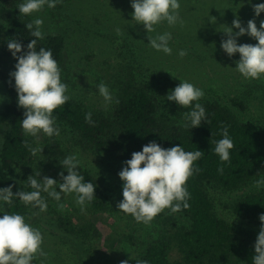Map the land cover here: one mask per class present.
Wrapping results in <instances>:
<instances>
[{
  "label": "trees",
  "instance_id": "obj_1",
  "mask_svg": "<svg viewBox=\"0 0 264 264\" xmlns=\"http://www.w3.org/2000/svg\"><path fill=\"white\" fill-rule=\"evenodd\" d=\"M22 2L23 0H0V38L4 50L9 54L11 53L5 44L10 39H18L25 49L31 39H35L25 27L32 21V17L20 15L17 8ZM240 2L180 0V16L190 8V16L182 20L190 25V36H195L194 45H190V50L194 53H205L207 50L202 48L203 44L209 43L212 44L211 47H215L214 44L219 42L216 38H208L211 34L208 30L204 32L205 27L209 26L206 24L214 26L215 23L219 24L226 19L223 27H219V33L216 32L218 37L225 38L221 31L225 26H232V21L237 18L233 13L236 14V6ZM260 16L264 17V12ZM238 17L242 23L245 22L239 15ZM214 18L215 23H212ZM117 21L123 22L122 16L117 17ZM260 21L255 20L256 23ZM189 25L185 29H189ZM259 26L257 25L258 28ZM45 34L44 40L37 41L36 50L41 47L50 49L62 70L66 57V39L61 34ZM240 39L241 37L238 41ZM196 57L199 62L205 59V56ZM133 62L134 65H130L125 76L118 79L115 98L119 103H114L110 111L90 108L71 97L68 103L54 111L56 124L60 134L70 131L75 142L84 149L105 153L111 159L121 162L130 159L133 152L141 151L142 147L151 141H156L165 149L182 145L186 151H203L204 156L194 165L199 171L187 181L190 193L189 207L181 208V211L176 213L165 209L157 215L161 226L156 235H148L144 239L134 234L122 235L123 237L116 241L113 254L108 255L105 261H95L96 256L92 250L101 230L90 216L83 215V211L92 214L109 211V196L102 190L93 173L81 165L78 171L85 181L97 185V199L83 211L76 203L75 194L62 195L61 201L57 202L46 193L42 194L48 203L44 212L39 208L26 207L18 199L14 200L12 205L4 204L1 210L9 214L19 213L27 222L41 214L51 217L58 233H49L47 237L43 236V239L46 246L51 244L60 247L66 260L71 261L72 257L70 264H122L124 261H127V264H252V257L255 255L254 244L262 223L259 216L264 214V186L248 191L232 202L234 216L251 225L247 230L219 217L214 209V200L217 190H237L264 177V128L257 122L240 117L241 113L248 111L254 99V91L244 90L240 94L235 92L230 97V107L236 106L241 113H235L229 105L217 99H201L199 103L206 110L207 122L189 130L184 127L183 118V113L188 109H183L174 101L166 99L168 93L180 82L159 73L158 76L152 77L158 79L156 84L148 75H142V69L149 68L142 59L136 58ZM221 62L226 64L222 60ZM193 73L194 77L190 75V78L196 79L198 69L194 68ZM62 77L63 72L61 79ZM234 86L235 83H232L231 88ZM89 112L92 113L93 123L85 119L86 113ZM23 119L24 111L18 107L15 89L10 85L7 101L0 109V188L14 185V193L18 190L31 191L26 180L28 176L35 174L31 166L37 154L33 155L31 149L38 148L37 137L24 133L20 124ZM225 128L228 129L234 144L230 162H221L214 152L215 144L223 138ZM46 139L52 140L51 146L56 153L54 176L51 178L62 182L59 173H68L60 162L68 155L60 146L59 136ZM40 172L42 174L39 179L49 176V172ZM125 243L130 245L128 251L124 247ZM53 250H56L55 247ZM68 251L70 257L67 255ZM82 253L91 261L79 262L78 255L81 256ZM174 253L178 255L177 258L172 257ZM32 264H38L37 260L34 259Z\"/></svg>",
  "mask_w": 264,
  "mask_h": 264
},
{
  "label": "clouds",
  "instance_id": "obj_2",
  "mask_svg": "<svg viewBox=\"0 0 264 264\" xmlns=\"http://www.w3.org/2000/svg\"><path fill=\"white\" fill-rule=\"evenodd\" d=\"M248 2L251 4V0ZM58 3L60 0H23L17 8L20 15L31 17L45 7L55 8ZM131 7L134 9L131 13L132 20L143 25L147 34L156 32V27L165 22L170 27L178 22L183 23L180 19V0H131ZM252 7L256 17L264 12V3ZM212 23H215V18ZM43 24V19L37 16L25 25L30 35L35 38L31 39L26 49L18 39H10L7 48L17 61L14 65L15 70L10 72L9 76L14 80L17 105L24 109L21 127L26 135L38 137L43 134L51 138L60 135L53 113L68 103L71 97L68 95V85L61 79L62 70L52 51L44 47L36 50L37 41L45 39ZM120 31L118 28L117 33ZM221 32L227 36V39L220 43L222 51L229 58L239 54L234 69L246 80L264 78V20L260 22L259 28L255 19L249 20L245 27L237 16L232 21V26H225ZM244 35L258 43L255 45L238 43V39ZM148 40L152 49L167 55L172 54L171 32L157 34L154 38L148 35ZM178 54L184 57L187 52L180 50ZM179 81L166 99L174 101L183 109H188L183 113L186 129L198 128L202 122H207L206 110L199 103L204 97V91L191 82L181 79ZM96 87L99 96L103 98L105 109L113 103H119L106 84L100 83ZM2 100L3 97L0 96V101ZM85 119L93 123L92 113H86ZM222 135L223 138L215 144L214 152L221 162H230L234 144L227 128L223 130ZM42 150L43 148H32L31 152L36 155L42 153ZM203 156L204 152L198 149L186 151L182 145L165 149L156 141L149 142L141 151L133 152L118 173L122 181L123 199L116 207L124 214L131 215L138 223L144 224H149L165 209H169L171 213L179 212L181 208L187 209L190 199L187 181L199 171L194 165ZM80 164L81 161L75 154L65 157L60 165L68 174L59 173L62 182L48 176L39 179V171L28 176L26 180L31 191L18 190L14 193V185L0 188V209L4 204L12 205L13 201L18 199L26 207L39 208L44 212L48 208V203L42 194L46 193L57 202L61 201L62 195L75 194L76 203L83 211L88 204L97 199L95 196L97 185L85 181L84 176L78 171ZM262 185L264 177L256 181L257 187ZM0 213H3L0 216V264H32L37 254L42 253L41 231L28 223L19 213L9 214L2 210ZM259 220L262 223L254 244L255 255L252 257V264H264V214L259 216ZM122 264H127V261Z\"/></svg>",
  "mask_w": 264,
  "mask_h": 264
},
{
  "label": "rangeland",
  "instance_id": "obj_3",
  "mask_svg": "<svg viewBox=\"0 0 264 264\" xmlns=\"http://www.w3.org/2000/svg\"><path fill=\"white\" fill-rule=\"evenodd\" d=\"M240 1V4L236 6V14L233 13V15H239L243 21L245 20L242 23L243 26H247V20H264V17L261 16L252 18L255 16L252 5L263 3L264 0H251V4L248 0ZM133 11L129 0H62V2L60 0L55 8L45 7L40 13H34L31 16L32 20L37 16L43 19V31L45 33L61 34L66 39L67 49L62 69V81L68 85L70 97L82 101L90 108L104 112L110 111L114 103L105 109L103 98L99 96L96 86L100 83L106 84L115 97L118 79H122L130 65H134L133 60L139 58L149 67L147 70L142 69V75H148V78L154 83L157 84L158 79L152 77L158 76L159 73L178 82H180L179 79L186 80L204 91L202 99H217L229 107L231 103L228 101L233 93L240 94L244 90H253L254 99L249 105L248 111L241 113L236 106L230 108L235 113H241L242 119H250L264 128V78L259 80L243 78L234 69L236 61L239 60V54L229 58L220 48L221 41L227 39V36L223 33L222 35L226 37L220 38L216 32L219 33V27L227 22L226 19L220 21L219 24L215 23L214 26L206 24L209 26L205 27L204 32L208 30L212 35L208 38L219 40L214 44L215 47H211L212 44L209 43L203 44L202 48L206 49L207 52L194 53L190 50V45H194L195 36H190L188 23L181 24L178 22L175 26L170 27L165 22L156 27V32L147 34L143 25L136 24L132 20L131 13ZM120 16H122L123 22L117 21V17ZM187 16H190V8L184 15L180 16L181 21ZM260 22L256 24L259 26ZM188 25L189 29H185ZM182 26H185L184 29L179 30ZM118 28L121 30L119 33H117ZM164 32H171L172 34L171 55L158 52L148 44V35L154 38L157 34ZM238 43L255 45L258 41L244 35ZM4 49L0 38V96L3 97V100L0 101V109L7 101L9 86L14 87V80L10 79L9 73L15 70L14 65L17 63L12 55ZM180 50L186 51L187 55L180 57L178 54ZM196 56H205L206 60L203 59V62H199ZM208 58L209 60H207ZM221 60L226 64H223ZM194 68L198 69V73L195 74L196 79H192ZM200 68L203 70H199ZM170 73L177 78H174ZM137 75L142 76L140 73ZM232 83H235L234 88H231ZM15 94L17 95L16 91ZM22 110L24 111V109ZM46 138L49 137L43 134L36 138L38 148H43V150L42 153H37L31 169L32 172H39L40 170L49 172L48 177H53L56 153L51 146L52 140ZM59 139L61 140L60 146L65 150V153L68 156L77 155L81 161L80 165L93 173L102 190L109 196L108 201L111 207L109 211L97 214L83 211V215L90 216V219L97 223L101 230V235L96 238L92 250L96 256L95 261L97 259L105 261L108 255H112L117 245L116 241L118 238H122V235L134 234L144 239L148 235H156L159 232L161 223L158 216L149 224L138 223L131 215L124 214L116 207L118 202L123 199L122 181L118 173L122 170L124 162L111 159L105 153L84 149L75 142L74 135L70 131L61 133ZM1 140L0 137V147ZM18 179L20 182L22 181L20 178ZM257 180L237 190H217L214 200L216 214L226 221L234 223L238 228L244 230L250 228L251 225L243 223L234 216L231 205L239 196L259 188L256 186ZM2 215L3 213H0V216ZM28 223L37 227L45 237L49 233H58L51 217L44 214L35 219H29ZM42 245V253L37 254L35 258L38 264H70L72 261V257L71 261L66 260L60 247L51 244L46 246L45 239H43ZM53 247L56 250H53ZM124 247L128 251L130 249L129 243H125ZM63 248L65 249V246ZM67 255L70 257L69 251ZM172 257L177 258L178 255L174 253ZM78 258L81 263L84 260L91 261L83 253L81 256L78 255Z\"/></svg>",
  "mask_w": 264,
  "mask_h": 264
}]
</instances>
